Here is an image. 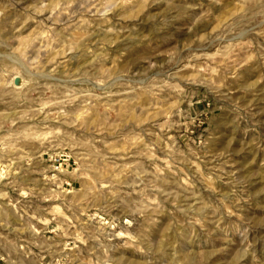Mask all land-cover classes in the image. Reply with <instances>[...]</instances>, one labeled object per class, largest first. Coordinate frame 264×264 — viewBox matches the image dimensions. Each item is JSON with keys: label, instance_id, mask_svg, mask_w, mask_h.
Segmentation results:
<instances>
[{"label": "rangeland", "instance_id": "374dc122", "mask_svg": "<svg viewBox=\"0 0 264 264\" xmlns=\"http://www.w3.org/2000/svg\"><path fill=\"white\" fill-rule=\"evenodd\" d=\"M0 264H264V0H0Z\"/></svg>", "mask_w": 264, "mask_h": 264}]
</instances>
